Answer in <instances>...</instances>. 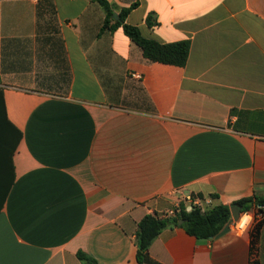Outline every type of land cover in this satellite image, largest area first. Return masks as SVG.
<instances>
[{
	"label": "crops",
	"instance_id": "1",
	"mask_svg": "<svg viewBox=\"0 0 264 264\" xmlns=\"http://www.w3.org/2000/svg\"><path fill=\"white\" fill-rule=\"evenodd\" d=\"M138 1L126 22L190 40L184 67L147 60L122 27L101 31L90 0H0V89L22 133L3 202L0 155V264H83L79 251L139 264L146 215L191 195L204 209L264 197V0ZM260 224L210 239L168 227L148 264H250Z\"/></svg>",
	"mask_w": 264,
	"mask_h": 264
},
{
	"label": "trees",
	"instance_id": "2",
	"mask_svg": "<svg viewBox=\"0 0 264 264\" xmlns=\"http://www.w3.org/2000/svg\"><path fill=\"white\" fill-rule=\"evenodd\" d=\"M90 1L100 5L105 12V19L101 31H114L117 28L122 27L125 35L142 50V54L147 60L176 67H184L186 65L191 48L190 40L162 44L155 40L145 38L137 26L126 22L128 14L138 7V0L132 3L128 8H122L119 10L109 3L108 0ZM116 11H118L117 19L113 17ZM146 22L150 27L157 25V21L154 20L153 14L148 16ZM21 138L22 133L20 130L8 120L4 93L0 89V155L1 158L7 157L10 168V173L7 174L6 177L3 176V172L1 171L2 202L14 181L12 157ZM5 178L7 179L5 180ZM191 196L203 199L202 195ZM235 205L241 207L243 212L249 211L256 206L264 207V197L241 199L237 201ZM188 208L189 205L180 203V209L173 217L160 218L157 215H146L139 222L137 230L136 256L139 264L151 263L149 249L153 241L164 229L178 226L180 220H183V224L180 226L183 227L189 235L194 236L197 239H210L216 237L232 217L230 207L224 204H219L204 210L195 206H192L190 210ZM260 226L261 224L255 227L254 231L251 233L252 257L250 264H258L257 261L253 260V256L255 254ZM77 256L83 264H96L91 257L82 251H79Z\"/></svg>",
	"mask_w": 264,
	"mask_h": 264
},
{
	"label": "built area",
	"instance_id": "3",
	"mask_svg": "<svg viewBox=\"0 0 264 264\" xmlns=\"http://www.w3.org/2000/svg\"><path fill=\"white\" fill-rule=\"evenodd\" d=\"M187 201L189 202V208H188L189 210L192 208V206L204 210L202 201L199 198L189 196L187 197ZM179 209H180V204L174 210L165 212L163 214V218H169L175 216ZM245 216L250 217V219L245 220L244 219ZM262 222H264V207L256 206L249 211L241 212L239 220L231 225V230L236 234H244L252 226L260 224Z\"/></svg>",
	"mask_w": 264,
	"mask_h": 264
},
{
	"label": "water",
	"instance_id": "4",
	"mask_svg": "<svg viewBox=\"0 0 264 264\" xmlns=\"http://www.w3.org/2000/svg\"><path fill=\"white\" fill-rule=\"evenodd\" d=\"M113 17H114L115 19L118 18V16H117L116 13L113 15ZM230 210H231V215H232V217H231V219L229 220V222L226 224V226L221 230V232L216 236L217 238H219V237H221V236L227 234L228 232H230L231 225H232L234 222H237V221L239 220V218H240V214H241V212H242V208H241V207H239L238 205H235V204H234V205H232V206L230 207ZM182 224H183V220H180V221H179V225H182Z\"/></svg>",
	"mask_w": 264,
	"mask_h": 264
},
{
	"label": "clouds",
	"instance_id": "5",
	"mask_svg": "<svg viewBox=\"0 0 264 264\" xmlns=\"http://www.w3.org/2000/svg\"><path fill=\"white\" fill-rule=\"evenodd\" d=\"M245 220H249L250 219V217H248V216H245V218H244Z\"/></svg>",
	"mask_w": 264,
	"mask_h": 264
}]
</instances>
